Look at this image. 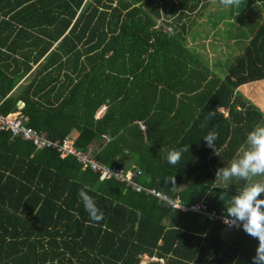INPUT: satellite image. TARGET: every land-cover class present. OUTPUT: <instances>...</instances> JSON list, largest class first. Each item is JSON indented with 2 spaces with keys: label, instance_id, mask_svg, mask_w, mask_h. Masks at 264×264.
<instances>
[{
  "label": "trees",
  "instance_id": "trees-1",
  "mask_svg": "<svg viewBox=\"0 0 264 264\" xmlns=\"http://www.w3.org/2000/svg\"><path fill=\"white\" fill-rule=\"evenodd\" d=\"M211 1L0 0V112H20L51 140L74 137L100 163L135 170L143 185L138 191L103 180L73 155L0 130V264H141L145 256L164 264H252L259 241L208 212L224 215L220 195L226 202L242 187L213 189L212 182L264 121L224 76L249 43L264 53V0L233 10L257 24L235 54L230 44L213 61L188 39L197 38L199 17L210 11L206 24L215 15ZM213 26L217 38L226 29ZM213 130L218 155L203 139ZM186 145L174 166L160 151ZM81 188L101 221L90 220ZM147 188L186 206L204 202L207 211L175 209Z\"/></svg>",
  "mask_w": 264,
  "mask_h": 264
},
{
  "label": "clouds",
  "instance_id": "clouds-1",
  "mask_svg": "<svg viewBox=\"0 0 264 264\" xmlns=\"http://www.w3.org/2000/svg\"><path fill=\"white\" fill-rule=\"evenodd\" d=\"M218 2L224 8L239 7L241 4V0H218ZM214 114L210 112L209 118ZM218 136V132L213 130L203 138L207 146L217 155L215 144ZM189 149L190 145H186L180 149L162 147L160 151L164 153L166 161L174 166L180 161L182 154ZM254 177H264V124L256 125L247 133L244 145L238 149L227 165L217 169L216 179L212 182L213 189L222 184L243 182L237 194L231 196L226 202L225 197L220 195V199L225 204L223 222L228 227L242 228L247 235L259 241L252 264H264V198H261L264 194V181L254 182ZM171 182L175 185V177ZM78 195L90 220L101 221L103 213L88 192L81 188Z\"/></svg>",
  "mask_w": 264,
  "mask_h": 264
},
{
  "label": "built area",
  "instance_id": "built-area-1",
  "mask_svg": "<svg viewBox=\"0 0 264 264\" xmlns=\"http://www.w3.org/2000/svg\"><path fill=\"white\" fill-rule=\"evenodd\" d=\"M105 108V107H103ZM102 113L99 111V114ZM145 126L142 125V128ZM0 130L9 131L12 136L22 137L25 140L31 141L34 146L39 149L42 148H52L57 150L62 157L73 155L77 158L78 161L82 163L84 168H93L99 173L101 179L116 178L120 181H124L132 185L136 190L140 191L143 189V185L136 182V171L132 169L124 170L117 169L105 164L100 163L96 160L90 151H82L76 147L75 139L72 136L65 137L62 141H54L49 139L45 133L39 132L33 127L28 126L25 123L24 116L20 112H12L4 114L0 112ZM149 193H152L158 196L160 199L168 200L170 205L182 211L193 210V211H207V205L204 202H197L191 206H186L182 203V200L179 196L175 199H171L165 192L158 190L156 188H147ZM211 218L224 217L223 214L218 213V211L213 210L208 212ZM228 229H236V227H228ZM148 260H158L161 264H164L163 258L158 257H149L145 256Z\"/></svg>",
  "mask_w": 264,
  "mask_h": 264
},
{
  "label": "rangeland",
  "instance_id": "rangeland-1",
  "mask_svg": "<svg viewBox=\"0 0 264 264\" xmlns=\"http://www.w3.org/2000/svg\"><path fill=\"white\" fill-rule=\"evenodd\" d=\"M211 3H212V6L210 8L216 9V12H215L214 16L210 17V22L206 23V24H204V23L199 24V23L205 22V17H199L197 19L198 23L194 26V28L196 29L197 35H198L197 38L199 39L197 48H199V50L202 53L206 51V55H208V57H211L209 49H212V46L216 50L218 48H227V47L229 49L230 44H231L232 52H234V54H235V51H237L239 49L236 46H241V45L243 46L245 44V42L247 41L248 37L251 35V32L254 30V28L257 24V22H256L257 19L251 18V17L248 18V17H246L247 15L242 16L240 18L236 17V13L233 12V10H235L237 7L224 8L223 6H219L220 4H219L218 0H212ZM253 3H254V0H253V2H252V0H241V4H240L239 8L241 10L244 9L245 7L249 8V9H245L246 11H244V12H247V10H250L253 6H255L254 4L259 3L261 5L262 1L259 0L257 3H254V4ZM240 9H238V10H240ZM209 12L210 11H208V10L206 11L207 16H208V14H210ZM250 14L254 15L255 13L253 12ZM262 14L264 15V10L262 11ZM214 22L218 23V29L220 27H223L224 24L226 26L225 31L220 32V35L223 38L222 40H221L220 35L217 38V37H215L214 34H209V31L213 32V29H214L213 23ZM206 35H208V36H206ZM236 35H240V42H238L237 44H233L232 42L236 38ZM202 36L208 37L209 40L207 42L202 41L203 40ZM225 36H227V37L225 38ZM214 38L218 39V40H213ZM209 41H210V44H207ZM230 41H231V43H229ZM221 42H223L222 45H220ZM192 43H193V41L192 42L189 41L190 46H192ZM228 43H229V46H228ZM262 48H263L262 52H264V45L262 46ZM246 50L248 51V56H249L247 65H249V66L255 65L256 67L262 66V69L264 72V56H263L264 53H262V54L259 53V55H258V52H259L258 49L257 48L254 49V47L252 46L251 43H249L246 46ZM230 52H231V49H230L229 53ZM222 53L223 52H219L220 56L222 55ZM222 58H225V56L222 55ZM215 59H217V57H215ZM247 65H246V68L244 69V72H248ZM253 72L254 71L252 70V74H249L250 73V69H249V73L247 74V77H249V75H253ZM261 83L263 85L262 86V88H263L264 82L261 81ZM258 85L259 84H257L256 86H258ZM233 86H235L236 90L243 93V90L238 88L237 85L233 84ZM221 108H224V110L228 111V107H221ZM98 114H99V112H98ZM255 178H257V177H255ZM147 260L148 259L145 257V260H143V262L141 264H146Z\"/></svg>",
  "mask_w": 264,
  "mask_h": 264
},
{
  "label": "crops",
  "instance_id": "crops-1",
  "mask_svg": "<svg viewBox=\"0 0 264 264\" xmlns=\"http://www.w3.org/2000/svg\"><path fill=\"white\" fill-rule=\"evenodd\" d=\"M213 9L214 8H210V10H213ZM203 17H205V20H207V15ZM202 23H199V24H202ZM202 38H203L202 41L204 42H207L209 40L208 37L202 36ZM188 39L190 42L193 41L192 43L193 47H196V48L198 47V40H199L198 38L193 39L191 36H189ZM207 44H210V41ZM209 50H210L212 61L214 57L220 56V55H217L219 54V51L214 49L213 46H212V49H209ZM203 53H206V51ZM236 54H237V57L233 65L229 68V70L226 72L224 76L225 78L230 80L234 85H237L238 88L243 90V93L245 94V96L248 97L253 103H255V105L264 113V87L262 88L263 85L261 83V81L264 82V72H263L262 66L256 67L255 65H252V66L247 65L249 56H248V51L246 50V48H243V49L241 48V50H239ZM246 65H247L248 72H244ZM249 69H250V73H249ZM252 70L254 71L253 75H249V77H247L248 73L252 74ZM257 84L259 85L256 86ZM103 107L101 108L102 113L105 109ZM237 107L239 108L240 106H237ZM101 109H99L98 112L101 111ZM219 110L222 113H224L225 116L228 115V111L224 110V108L219 107ZM102 113L98 114V116L102 115ZM259 124H264V121ZM253 181H264V177H257V178L254 177ZM261 196L264 197V194H262Z\"/></svg>",
  "mask_w": 264,
  "mask_h": 264
},
{
  "label": "water",
  "instance_id": "water-1",
  "mask_svg": "<svg viewBox=\"0 0 264 264\" xmlns=\"http://www.w3.org/2000/svg\"><path fill=\"white\" fill-rule=\"evenodd\" d=\"M24 105H25V103L22 100H20L18 102V106H19L20 109H22L24 107Z\"/></svg>",
  "mask_w": 264,
  "mask_h": 264
},
{
  "label": "bare ground",
  "instance_id": "bare-ground-1",
  "mask_svg": "<svg viewBox=\"0 0 264 264\" xmlns=\"http://www.w3.org/2000/svg\"><path fill=\"white\" fill-rule=\"evenodd\" d=\"M157 251V250H156Z\"/></svg>",
  "mask_w": 264,
  "mask_h": 264
}]
</instances>
